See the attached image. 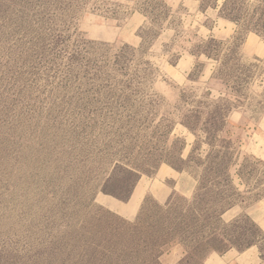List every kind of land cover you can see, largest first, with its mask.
Instances as JSON below:
<instances>
[{
    "label": "rangeland",
    "instance_id": "obj_1",
    "mask_svg": "<svg viewBox=\"0 0 264 264\" xmlns=\"http://www.w3.org/2000/svg\"><path fill=\"white\" fill-rule=\"evenodd\" d=\"M259 232L264 0H0V264H264Z\"/></svg>",
    "mask_w": 264,
    "mask_h": 264
},
{
    "label": "trees",
    "instance_id": "obj_2",
    "mask_svg": "<svg viewBox=\"0 0 264 264\" xmlns=\"http://www.w3.org/2000/svg\"><path fill=\"white\" fill-rule=\"evenodd\" d=\"M226 156V155H225ZM220 159V158H219ZM212 160V159H211ZM193 155L191 159L188 161L189 164L194 163ZM229 163L226 162V160L220 159L218 161L212 160L209 168L207 170L206 178H205V184L201 183V187L198 190V194L196 196V202L203 201V196H207L209 192L212 191V189H216L219 186L227 188L228 184L230 183V178L228 175L229 171ZM202 193V195H201ZM222 201H224V205L226 204V201H228V197L223 196V193L219 194ZM227 207V206H226ZM226 207L225 210H226ZM260 233V239L264 240V234L262 232Z\"/></svg>",
    "mask_w": 264,
    "mask_h": 264
},
{
    "label": "crops",
    "instance_id": "obj_3",
    "mask_svg": "<svg viewBox=\"0 0 264 264\" xmlns=\"http://www.w3.org/2000/svg\"><path fill=\"white\" fill-rule=\"evenodd\" d=\"M168 195L165 194V199H163L164 201L166 200ZM160 201H162L161 199H159ZM250 251V250H249ZM235 253V254H234ZM228 252V254H226L225 256L223 257H220L219 255L215 254V255H211L209 256V258L207 259L206 261V264H242L240 261H242V258L241 260L238 262V258H239V254L236 253V252ZM238 254V255H237ZM246 254V253H245ZM237 255V256H236ZM235 260L236 263L233 261ZM245 264V263H244ZM246 264H253V261L251 262H246Z\"/></svg>",
    "mask_w": 264,
    "mask_h": 264
}]
</instances>
